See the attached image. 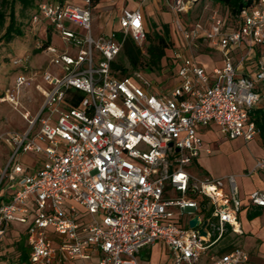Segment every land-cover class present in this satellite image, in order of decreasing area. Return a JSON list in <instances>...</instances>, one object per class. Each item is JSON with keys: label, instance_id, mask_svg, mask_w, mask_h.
I'll return each instance as SVG.
<instances>
[{"label": "built area", "instance_id": "built-area-1", "mask_svg": "<svg viewBox=\"0 0 264 264\" xmlns=\"http://www.w3.org/2000/svg\"><path fill=\"white\" fill-rule=\"evenodd\" d=\"M153 1L123 10L119 29L107 37L92 35L91 0L38 5L32 22L48 23L63 47L37 46L49 56L39 74L46 86L34 85L42 101L34 113L20 112L23 131L0 135L10 150L0 162V250L17 224L26 226L20 234L29 264H141L140 254L156 245L170 264L247 262L240 247L221 255L214 249L229 229L240 233L235 176L188 169L203 147L200 129L213 124L223 137L245 142L259 132L251 113L264 102V0L233 20L216 8L206 24L190 25L189 12L202 0H164L188 56L174 52V86L155 93L141 72L112 67L127 38L145 52L140 8ZM199 43L221 55L211 72L192 53ZM12 64L30 71L27 59ZM36 77L18 74L0 101L18 110L22 88ZM28 154L42 161L29 163ZM252 171H264V159ZM248 202L264 209V190L251 192ZM195 216L199 225L191 228Z\"/></svg>", "mask_w": 264, "mask_h": 264}, {"label": "rangeland", "instance_id": "rangeland-1", "mask_svg": "<svg viewBox=\"0 0 264 264\" xmlns=\"http://www.w3.org/2000/svg\"><path fill=\"white\" fill-rule=\"evenodd\" d=\"M49 1L53 0H34V4L36 5ZM99 1V5L97 7L95 6L92 12L91 32L93 37H96L97 34H100L107 29L110 31L115 30L116 27H118L117 21L120 17V7L117 5L116 1ZM155 2L157 3V1ZM147 4L151 5V2ZM163 5L166 7L165 3ZM213 10H215V8L208 0H205L204 2L200 1L189 12L190 18L187 22L189 25L198 21L206 24V21ZM15 11L17 21L23 30V36L21 38L13 39L10 43H0V98H2L4 93L12 87L14 79L18 74L23 75L26 79H30L36 71L37 77L35 79L36 81L22 88L20 95L21 106L18 107V110L14 109L9 103L0 101V135L11 131H23L26 128V123L21 118L20 112L26 109L32 114L42 101V96L37 92L34 85L39 83L42 87L46 86L42 82L39 74L41 73L42 68L48 66L49 56L44 52H37V46L41 44L42 41H47L48 35H50L49 44L60 48L63 47V42L60 37L54 31H48V23L32 22L33 9L23 10L17 4L15 6ZM219 13L221 15L223 14L220 11ZM146 19L148 23V35L150 36V39H147V43L153 41L154 34L162 32L161 28L163 25L168 26L171 43L165 50V56L159 69L147 71L145 68L141 67L140 72L142 77L150 83V90L152 92L155 93L160 90L165 92L170 91L175 82L174 72L176 71V63L174 60V52L177 50L183 54L185 53V56H188V52L181 39L179 31L176 28L174 15L171 11L160 7L156 8V10L153 8L152 13L148 14ZM182 19L183 18L179 17L180 22L183 24ZM230 23L232 22L229 20L228 24ZM3 30L4 28L0 29V35L3 33ZM117 37L118 39L121 38L119 34H117ZM192 53L199 65H202L204 59L199 58L198 55L208 54L209 57H214L213 52L206 47L205 43H199V45L193 49ZM18 58L27 59L30 64L29 72H22L15 69L12 61ZM115 62L126 68L128 70L127 73L132 74L134 72H139L131 69L129 62L122 54V51L116 57ZM209 126L212 127V133L207 134L205 140L211 143L214 147L211 146L213 153L207 158H210L211 165L214 169H217L218 166L220 171H237L241 163L252 156L251 151L256 152L254 146L255 142L248 143L250 145V151L247 148V145L242 141L231 139L226 140L218 133L213 124ZM261 144H263L262 141ZM9 156L10 150L8 146L1 144L0 162H5ZM25 158L29 163L30 160L42 161V157L36 154H28ZM201 159L202 157L200 160ZM189 169L196 176H201L193 165H191ZM211 171L214 172V170ZM241 221L242 225L240 227V233L228 231L223 238L217 242V246L214 249L217 248L218 253V250L222 246L228 248L240 247L248 255V261L244 264H264V213L261 217L254 220L251 229L245 226L243 216L241 217ZM14 226L15 230L16 228L18 229L14 231L15 233H7L2 243L0 250V264H20L17 259L18 253L14 242L17 239H20V231H24L26 226H19L17 224H14ZM18 230L19 234L17 233ZM206 260L207 258L203 257V259L197 264H205L207 263ZM150 261L155 264H170L171 258L165 253L164 249L160 248L159 245H156L150 250Z\"/></svg>", "mask_w": 264, "mask_h": 264}, {"label": "crops", "instance_id": "crops-1", "mask_svg": "<svg viewBox=\"0 0 264 264\" xmlns=\"http://www.w3.org/2000/svg\"><path fill=\"white\" fill-rule=\"evenodd\" d=\"M68 1L73 3V4H76V5H82L83 0H68ZM111 1H116L117 5L120 7L119 16H121V13L123 10H134L137 7V3H138V0H133V1H130V0H111ZM99 2L97 4H95L94 6H91V13L93 12V8L95 6L97 7L99 5ZM147 3H149V2L144 3L140 9H141V13L143 15L144 27L148 33V23H147L146 16L148 14L152 13L153 8L155 10L158 7L162 8V9L165 8L167 10H169V9H168L164 0H158L157 1L158 4L155 1L151 2V5L147 4ZM164 3L166 5V7L163 5ZM214 8L216 9L217 6H214ZM92 17H93V13H92ZM118 22L119 21H117L118 27H116L115 30H111V31L109 29L104 30V32L97 34L96 37H107L113 31L118 30L119 29V23ZM207 48L213 52L214 57H209L208 54H200L198 56H199V58L204 59V61L202 62V65H200V66L203 67L207 72H211L214 67L220 66L221 55L216 50L210 49L209 47H207ZM251 67H248L245 71L248 74L253 75L254 72H253V69ZM261 114L264 117V102L262 104H260V106L251 113L252 120L254 121V123L256 125L258 123L255 120V118H260ZM257 128L259 130L258 134L255 136L254 139H252L249 142H245L240 138L232 139V140L242 141L244 144L247 145V148L250 151H251V149H250V145L248 143H250V142L254 143L255 142L254 146H255L256 152L251 151L252 156L247 158L246 161H244L243 163H241V165L237 171L224 172V171H220L218 166H217V169H214L213 166L211 165L210 158H207V157H209V155H212L213 149L211 146H213V145H211V143H209L205 140V136L207 134L212 133V127H210V126L202 128L198 131V136L202 140L203 147H202L201 151L199 152L198 156L193 160V163H192V165L196 168L197 172L200 173L201 176H211V177H217V178L223 177L226 175H234L235 176L237 186H238L239 196H240V199H241L242 204H243V209L239 214L240 227L242 225L241 217L243 216L244 221H245V226L247 228H250V229H251V226H252L254 220L261 217L262 214L264 213V209L248 206V204H250L248 202L249 194L253 191H256V190H264V171H252L256 160L264 159V143L260 137L259 125H257ZM216 129H217L218 133L220 134L217 127H216ZM259 137H260V139H259ZM223 138L227 140V138H225V137H223ZM261 141L263 144H261ZM212 143H213V141H212ZM201 157H202V159L200 160ZM188 170L190 171V169H188ZM211 170H214V172ZM190 172L192 173V171H190ZM247 172H250V174L247 176H244V174H246ZM192 174H194V173H192ZM255 209L261 210V212H262L261 216L257 217L256 219H254L252 221H248L246 218L247 214L250 211L255 210ZM249 222H250V224H249ZM17 229L18 228H16V230ZM16 230H15V226H14L13 229L10 230L8 233H13ZM228 231H230V230H228ZM17 233L19 234V230L17 231ZM19 236H20V239L23 238V236L21 234H19ZM20 239H17L14 242V244H16V242H18ZM231 249L232 248L222 246L218 250L217 255L227 253ZM150 250L151 249L145 250L144 252H142L140 254V263L141 264H147L148 262H150ZM215 251L217 252V248L215 249Z\"/></svg>", "mask_w": 264, "mask_h": 264}, {"label": "trees", "instance_id": "trees-1", "mask_svg": "<svg viewBox=\"0 0 264 264\" xmlns=\"http://www.w3.org/2000/svg\"><path fill=\"white\" fill-rule=\"evenodd\" d=\"M64 1V0H58ZM203 2L205 0H202ZM213 6H217V9L221 10L224 16L233 20L240 10L249 6L253 0H208ZM0 6V29L4 28L3 33L0 35V43H10L15 38H21L23 36V30L17 21L15 6L18 4L23 10L33 9V14L37 11L39 4H34V0H1ZM99 0H91V6L97 4ZM190 18V17H189ZM7 22V23H6ZM6 23V25H5ZM50 29H48L49 31ZM162 32L154 34L153 41L147 43V39L150 36L147 33L145 52L142 51L132 42L130 38H127L122 46V54L129 62L131 69L141 71L143 67L147 71L159 69L161 62L165 56V50L170 45V36L167 25H163ZM50 41V35H48L47 41H42L43 46L47 45ZM262 49L258 48L257 54ZM37 52H41V49L37 48ZM112 67L120 71L121 74H127V69L121 64L116 62L112 63ZM257 125L260 128V137L264 143V117L261 114L260 118H255ZM260 209L250 211L246 218L248 221H252L261 216ZM230 230V229H229ZM17 259L20 264L28 263V252L25 247L24 238H21L16 242Z\"/></svg>", "mask_w": 264, "mask_h": 264}, {"label": "water", "instance_id": "water-1", "mask_svg": "<svg viewBox=\"0 0 264 264\" xmlns=\"http://www.w3.org/2000/svg\"><path fill=\"white\" fill-rule=\"evenodd\" d=\"M189 225H190L191 228L197 227L199 225L198 216H195L193 219H191L190 222H189ZM204 227H205V222L199 228V233L201 235H205Z\"/></svg>", "mask_w": 264, "mask_h": 264}, {"label": "bare ground", "instance_id": "bare-ground-1", "mask_svg": "<svg viewBox=\"0 0 264 264\" xmlns=\"http://www.w3.org/2000/svg\"><path fill=\"white\" fill-rule=\"evenodd\" d=\"M236 231H237V232H239V230H238V229H237Z\"/></svg>", "mask_w": 264, "mask_h": 264}]
</instances>
